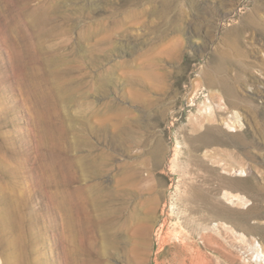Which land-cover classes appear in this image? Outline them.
Here are the masks:
<instances>
[{
    "label": "rangeland",
    "instance_id": "374dc122",
    "mask_svg": "<svg viewBox=\"0 0 264 264\" xmlns=\"http://www.w3.org/2000/svg\"><path fill=\"white\" fill-rule=\"evenodd\" d=\"M25 2L0 0V132L47 164L45 93L52 135L93 168L83 183L106 200L127 167L132 220L108 229L104 263L264 264V0H31L51 7L37 29ZM16 45L50 60L33 67L30 101L9 85L23 80ZM239 133L246 145L229 144ZM13 249L0 241V264Z\"/></svg>",
    "mask_w": 264,
    "mask_h": 264
},
{
    "label": "bare ground",
    "instance_id": "6f19581e",
    "mask_svg": "<svg viewBox=\"0 0 264 264\" xmlns=\"http://www.w3.org/2000/svg\"><path fill=\"white\" fill-rule=\"evenodd\" d=\"M30 1L26 0L20 14L29 16L30 27L37 29L40 24L50 23V4L40 2L33 7L30 6ZM55 27L57 26L49 30ZM44 30L47 32L46 28ZM14 47L16 48L7 50L9 56L21 65L20 76L24 81L16 76V80H12L16 84L11 81L9 85L11 91H16L17 88L22 90L26 100L30 101L33 91L37 89L34 81L37 75L33 67L41 61L49 64L50 60L40 57L42 49H21L19 45ZM48 98L44 93L37 100V104L45 102L44 107L39 108L37 119L45 126L42 136L47 138L46 144L51 150L47 164L36 163L29 147L19 150L7 145L0 132V179L5 180H0V241L9 240L13 243L14 249L10 255L16 264H105L102 247L110 240L108 229L112 228L115 234H119L121 228L132 220L131 215H126L122 197L128 191L131 174L123 165V176L116 179L117 188L109 192L106 200L95 193V186L83 183L84 177L92 172L93 168L72 154L73 144L69 143L67 148L61 147L55 135H52L48 126L50 124L47 123L48 114L51 112ZM229 104L231 107H237V101L231 93ZM231 116L240 121L238 111H232ZM5 124L6 119L0 121V128ZM57 128L60 132L63 131L62 133L69 130L65 123ZM240 138L241 133L237 134L236 138L230 137L228 143L243 147L246 144ZM2 151L8 153V156ZM225 154L230 159L231 152L226 150ZM227 165L226 169L231 170L232 165ZM236 166L238 168L234 171L243 173L246 169L240 165ZM134 174L139 179L138 172L135 171ZM239 175L246 176L248 173ZM235 180L230 179L229 186L250 189V185ZM228 196L226 198L230 201L238 200L237 197ZM26 210L28 211L25 215ZM52 236V248L50 246L48 249L47 240Z\"/></svg>",
    "mask_w": 264,
    "mask_h": 264
}]
</instances>
